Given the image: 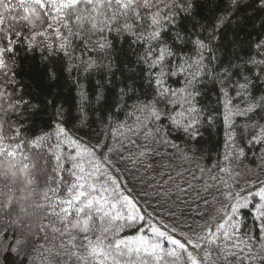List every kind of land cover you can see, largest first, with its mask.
<instances>
[{"label": "snow or ice", "instance_id": "snow-or-ice-1", "mask_svg": "<svg viewBox=\"0 0 264 264\" xmlns=\"http://www.w3.org/2000/svg\"><path fill=\"white\" fill-rule=\"evenodd\" d=\"M239 3L0 0V264H264V32L225 46ZM37 60L75 111L48 99L29 136Z\"/></svg>", "mask_w": 264, "mask_h": 264}, {"label": "trees", "instance_id": "trees-1", "mask_svg": "<svg viewBox=\"0 0 264 264\" xmlns=\"http://www.w3.org/2000/svg\"><path fill=\"white\" fill-rule=\"evenodd\" d=\"M198 8L197 14L200 17H208L214 14L218 0H197ZM234 19L231 24L226 27L223 34L224 44L227 47L231 39L235 38L236 34L247 40L249 37H255L261 32H264V11L259 10L256 6V0H240L238 8L233 13ZM124 61L131 59L130 56H125ZM121 71H124L121 69ZM117 76H120V72H117ZM21 85L23 86V95L26 98L31 99L34 103L41 105V110L36 114H28L23 119L24 128L23 131L31 136L33 133L39 132L43 128L48 127V121L53 118V111L51 106L46 104V101L51 98H55L58 104H64L65 108L72 107L75 111L74 105L76 100V88L75 85L69 80L66 81L64 75H62L56 82L49 83L44 76L42 67L39 65V61L33 62L31 68H29V62L26 61L23 69L20 73ZM127 77L125 71V76ZM120 83V81H117ZM140 81L137 80V84ZM96 88L95 78L88 81V90L92 94ZM108 105L113 102V97L109 91ZM207 100L214 102V95L209 94ZM90 115V123H92V129H98L100 122L97 119L96 107L88 109ZM101 112L106 111V108H102ZM15 119V117H13ZM204 136L200 143L204 157L201 163L208 164L209 160H215V149L217 144L222 141L224 131L223 126L218 125L214 129H203ZM95 138V137H94ZM6 264H12L11 259Z\"/></svg>", "mask_w": 264, "mask_h": 264}]
</instances>
